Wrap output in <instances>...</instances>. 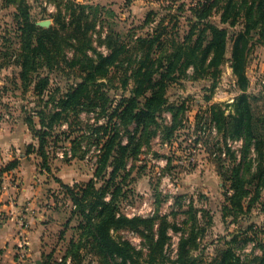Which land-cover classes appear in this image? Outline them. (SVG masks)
<instances>
[{"label":"trees","instance_id":"obj_1","mask_svg":"<svg viewBox=\"0 0 264 264\" xmlns=\"http://www.w3.org/2000/svg\"><path fill=\"white\" fill-rule=\"evenodd\" d=\"M4 1L16 8V28L14 35L2 36L7 49L0 52V67L16 66L14 88L32 91L36 98L34 107L22 106L36 140L26 154L38 155L47 170L57 157L94 166L87 182L72 186L58 180L79 218L78 238L70 240L64 264L68 257L81 264L88 256L98 264H264V225L250 221L255 206L264 212V96L250 90L247 72L252 46L264 42V0H193L185 16L187 31L179 28L182 4L175 10L179 13L161 16L144 34L135 26L126 33L116 30L117 13L106 5L66 0L53 25L45 27L37 24L27 0ZM155 14L151 10L141 27ZM229 51L239 92L228 113L213 103L196 115L193 131L200 135H192L197 134L195 144L202 141L222 178V218L231 217L240 229L205 241L213 217L191 203L171 257L168 230L175 225L168 215L120 213L128 196L129 162L158 132L170 144L182 136L188 105L170 100V86L182 76L211 79L215 85ZM17 166L18 161L10 162L0 179ZM246 219L249 226L242 229ZM123 228L137 231L145 249L116 238L113 231Z\"/></svg>","mask_w":264,"mask_h":264},{"label":"rangeland","instance_id":"obj_2","mask_svg":"<svg viewBox=\"0 0 264 264\" xmlns=\"http://www.w3.org/2000/svg\"><path fill=\"white\" fill-rule=\"evenodd\" d=\"M27 1L31 5L34 18L38 21L50 19L52 21L50 25H53V16L57 13L59 5H64L66 2V0ZM71 1L106 5V7L114 9L117 13L114 18V28L116 30L126 33L131 27L135 26L138 28L139 34H144L150 27L158 23L161 16L171 11L172 14L178 12L175 10L182 4L179 28L182 33L187 31L189 22L185 19V16L190 13L189 6L193 0H132L130 5H127V0ZM151 10H157L159 15L155 14L151 22L142 28L141 26ZM15 13V6L0 0V52H5L7 49L2 36L10 37V35H14V29L16 28ZM213 19L217 20L218 18L214 16ZM100 49L107 52L105 45L100 46ZM227 56L228 60L221 66L215 85L211 79L195 80L188 76H182L178 82H174L170 86L168 93L170 100L172 102L182 100L188 105L185 119L187 126L184 128L182 136H179L176 142L170 144L164 142L160 132H158L157 135L141 146L140 153L135 156L136 158L130 159L129 162L132 171L127 185L128 196L121 203L120 213L130 218L136 216L150 217L156 213L168 215L170 223L175 225V228L170 226L168 230L171 239L167 252L171 257L177 253L178 243L182 235L181 228L188 217L184 210L191 203L213 217L207 225L205 241L240 229V226L231 222V217H228L226 221L222 218V203L225 199L222 178L218 174L214 163L208 157L202 141L198 144L194 142V135H200L199 131L196 132L197 119L195 116L202 115L205 109L213 103L222 104L228 113L231 110L229 104L233 102L239 92L229 60L230 51ZM249 57L247 72L251 81L250 90L264 96V42L253 45ZM1 61L3 60L0 59ZM17 74L18 68L13 64L3 68L0 67V116H2L0 121H7L10 124H15L16 127L19 125L18 127H21V129L16 128L17 131L33 135L29 128L26 129L28 127L25 125L26 123L24 124L22 106L34 107L36 98L32 91L22 94L20 88H14L11 81L13 78L15 79ZM117 94L118 92L112 91V95L119 96ZM164 117L166 122L171 121L169 111H165ZM187 119H189L188 122ZM194 128H196L195 131H193ZM213 130L216 133V127H213ZM193 133L197 134L192 135ZM34 143H36V140H34ZM233 145L238 148L241 146V141L236 140ZM33 157L35 160L40 161L39 165L42 173L47 172V183L54 185L48 188V193L52 195V199L56 200L55 203L59 207L58 211L61 216L59 221H62L61 224L55 226L50 220L55 221V219L48 217L47 221L51 224L46 226L47 237L45 243L47 247L44 253L47 258L52 257L51 261L64 264L61 258L67 251L70 240L78 238L79 228L77 225L79 218L73 216L72 209L74 206L66 194L65 188L58 180L72 186L77 182H87L93 176L94 166L92 162L79 158L64 161L62 158L57 157L53 158L50 163L51 169L47 170L42 166L41 158L38 155ZM32 161L35 163L34 160ZM7 165H3L0 170L7 167ZM251 213V222L264 225V212H260L255 206ZM250 221L244 220L241 224L242 229L248 227ZM113 234L116 238L130 240L139 249L144 248L142 236L133 229H117L113 231ZM78 263L98 264L99 260L93 256H88ZM65 264H74V262L66 260Z\"/></svg>","mask_w":264,"mask_h":264},{"label":"crops","instance_id":"obj_3","mask_svg":"<svg viewBox=\"0 0 264 264\" xmlns=\"http://www.w3.org/2000/svg\"><path fill=\"white\" fill-rule=\"evenodd\" d=\"M18 126L0 121V168L18 161L16 168L4 173L0 192V264H48L52 257L44 253L46 226L61 224V216L56 200L48 193L54 185L47 183V172L42 173L40 161L33 157L36 154H26L35 139L30 133L17 131L21 129ZM48 217L55 221L48 223Z\"/></svg>","mask_w":264,"mask_h":264},{"label":"water","instance_id":"obj_4","mask_svg":"<svg viewBox=\"0 0 264 264\" xmlns=\"http://www.w3.org/2000/svg\"><path fill=\"white\" fill-rule=\"evenodd\" d=\"M51 22L52 21L50 19H43V20L38 21L37 24L48 27L51 24ZM38 264H41V261H38Z\"/></svg>","mask_w":264,"mask_h":264},{"label":"built area","instance_id":"obj_5","mask_svg":"<svg viewBox=\"0 0 264 264\" xmlns=\"http://www.w3.org/2000/svg\"><path fill=\"white\" fill-rule=\"evenodd\" d=\"M3 183H4V181H3V176L1 177V179H0V192L3 190ZM22 247V249H24V246L22 245L21 246ZM24 251V250H23ZM23 255H25L26 253H25V251L22 253ZM62 259V258H61ZM67 261L68 262H72V259H71V257H68V259H67Z\"/></svg>","mask_w":264,"mask_h":264}]
</instances>
